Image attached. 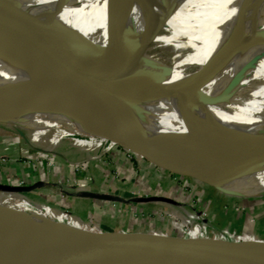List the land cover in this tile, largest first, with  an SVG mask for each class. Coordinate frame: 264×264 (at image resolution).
Returning <instances> with one entry per match:
<instances>
[{
    "label": "water",
    "instance_id": "1",
    "mask_svg": "<svg viewBox=\"0 0 264 264\" xmlns=\"http://www.w3.org/2000/svg\"><path fill=\"white\" fill-rule=\"evenodd\" d=\"M126 1L110 2L113 5L108 11L110 23L121 16ZM143 1H135V6L140 11H146ZM260 9H255L251 17L252 31L255 29V21L262 17ZM170 12L166 11L160 20L154 21L151 9L147 8L146 11L153 27L161 25ZM111 32L110 34L108 30H104L98 43L80 48L84 61L77 65L74 64V58L76 50L79 49L72 50L67 44L60 42L66 34L63 29L35 25L0 27L1 42L12 43L23 51L35 48L42 53L34 63H28L40 78V86L3 98L0 114H27L38 108L66 109L71 112L102 108L117 110L128 102L129 97L144 99L152 94H165L178 100V115L189 137L173 136L172 147H162L138 140L130 134L125 139L123 135L115 134V137L123 138L116 146L163 171L193 179L225 196L241 199L264 198V190L253 191L239 183L264 164V157L254 159L229 131L205 117L201 112V104L197 105L194 112L191 110L188 100L194 95L193 103H190L199 104L197 96L201 95L198 91L200 85L185 82L173 86L162 80L133 82L129 79L130 74L136 68L146 66L148 62L125 52L131 40L127 20H122L118 29ZM249 41L254 43L253 39ZM135 47L136 44L132 49ZM255 65L256 57L244 65L233 80V89ZM219 103L214 98L207 99L208 106ZM23 120L22 124L30 125L27 119ZM42 186L44 182L27 186L0 184V192L24 194ZM79 196L124 202L120 196L99 193H80ZM159 202L173 206L179 204L174 199L157 195L131 199V204ZM59 225L40 226L19 220L0 204L1 239L37 242L35 253L54 247L83 256L73 261L48 264H264V242L236 244L215 239L190 240L143 232L90 233ZM18 253L22 254V251L3 257L0 264H14L30 258L29 255L20 256ZM30 254L35 255L32 252Z\"/></svg>",
    "mask_w": 264,
    "mask_h": 264
},
{
    "label": "bare ground",
    "instance_id": "2",
    "mask_svg": "<svg viewBox=\"0 0 264 264\" xmlns=\"http://www.w3.org/2000/svg\"><path fill=\"white\" fill-rule=\"evenodd\" d=\"M111 1L0 0V27L35 25L63 29L66 34L60 42L67 44L72 50L79 49L74 58V64L79 65L84 61L80 48L95 45L104 30L111 34V31L118 29L122 20H127L131 40L125 52L148 62L146 66L136 68L130 74V80L136 83L162 80L173 86L185 82L200 85L198 91L201 95L197 96L199 104H192L194 95L188 100L191 110L194 112L197 105L201 104V112L205 117L229 131L232 137L228 118L264 126V0H144L146 6L143 7L146 11L147 8L151 9L154 21L160 20L166 11H171L166 20L155 27L149 20V13L140 11L135 6L136 0H127L122 7L121 16L110 23L108 11L113 6ZM258 8L262 17L255 21V29L252 31L251 17ZM250 39H253V44ZM134 44L136 47L132 49ZM40 55L41 51L35 48L23 51L12 43L0 41V68L15 69L0 74V81L40 85V78L28 66L29 62L34 63ZM254 57L256 65L246 72L233 89L236 74ZM23 92L25 90L0 87V104L3 98ZM145 98L129 97L128 102L117 109L121 116L108 122L84 120L73 124L51 123L47 119L54 113L74 114L90 109L71 112L66 109L38 108L27 114H0V123H18L19 127H25L22 122L27 119L29 127L33 129L30 139L43 140L61 147L66 139H71L73 146L83 151H96L104 145V150L115 147L129 134L141 141L150 139L138 135L153 124L159 130V133L152 131L153 138L159 141L146 142L148 144L172 147L173 136L189 137L178 115V100L159 93ZM212 98L220 103L208 106L207 99ZM35 116H41V119L34 118ZM64 125L67 127L62 128ZM115 134L124 137L118 138ZM263 157L264 153L254 159ZM239 183L253 191L264 190V164ZM27 203L31 204L30 201ZM19 251L30 258L14 264L76 260H42L39 258V250L37 253L34 250L23 251L10 242L0 244V260Z\"/></svg>",
    "mask_w": 264,
    "mask_h": 264
},
{
    "label": "rangeland",
    "instance_id": "3",
    "mask_svg": "<svg viewBox=\"0 0 264 264\" xmlns=\"http://www.w3.org/2000/svg\"><path fill=\"white\" fill-rule=\"evenodd\" d=\"M13 70L15 69L0 68V74ZM38 86L40 85L0 81V87L9 90L22 89L27 91ZM120 116L121 114L116 110L102 108L74 114L54 113L47 120L51 123L73 124L84 120L108 122ZM34 118L41 119V116H35ZM227 120L232 135L240 130V127L258 126L234 121L230 118ZM66 127V125L62 126V128ZM31 130L33 129L29 125L19 127L17 124L6 125L0 123V132H2L0 133V165L14 161L17 164L22 163L24 169L28 167L31 175H35V177L36 173L41 170L49 183L56 184L48 185L46 189L51 190L49 195L58 200V205L62 202L66 206L70 194L76 196L73 208L85 223L91 221L108 232L122 230L123 227H127L128 230L134 231H147L150 228V230L168 233L171 228L175 232V225L180 221L176 220L175 214H183L185 210L187 213L192 210L191 207L196 210L206 208L209 222L214 226L230 228L232 232L239 235H243L245 231H248L252 240L247 242H264V198H232L211 187L200 186L201 183L193 179L183 178L179 180L172 174L164 172L144 160L140 161L138 159L140 157L133 156L118 146L113 147L107 154L103 152L104 145L96 151H91L90 156L89 153L84 155V152L77 149L75 145L73 146L71 139H66L62 147L56 144L52 145L43 140L30 139ZM152 131L159 133L155 124L143 131L138 137L147 136L152 139L151 142L156 143L159 139L153 138ZM259 136L257 133L254 134L255 138ZM113 152H119L120 155L117 154V158H115ZM36 157H38L37 160ZM31 163L33 168H31ZM119 165L125 166L124 169H121ZM14 172L19 182L27 180V176L23 175L24 172L19 168ZM78 186H81V188ZM58 187L62 188L59 189ZM161 191L167 197L178 200L183 206L171 208L154 203L145 206L131 204V199L135 196L157 195ZM94 192L120 196L124 202L96 200L92 197L79 196L80 193L91 194ZM10 198L21 207L23 206L19 210L20 217H29L34 220L33 224L40 226H60L53 219L56 218L54 216L58 217L60 214H28L24 211V207L29 204L27 203L29 200L21 196ZM11 206L4 204V208L12 209ZM210 233L213 234V232ZM174 236L177 237V233ZM0 241L2 242L0 244L9 242L1 238ZM225 242L240 244L233 240Z\"/></svg>",
    "mask_w": 264,
    "mask_h": 264
},
{
    "label": "crops",
    "instance_id": "4",
    "mask_svg": "<svg viewBox=\"0 0 264 264\" xmlns=\"http://www.w3.org/2000/svg\"><path fill=\"white\" fill-rule=\"evenodd\" d=\"M256 133L259 134L260 136L255 138L254 134H256ZM233 137L236 139V141L239 143V145H241L248 153H250L252 155L253 158H256L257 156H260L264 153V126L258 125L256 127L255 126L254 127H240V130H238L233 135ZM151 140L152 139H147V140H143V141L151 143ZM112 148L104 150L103 151L104 154H107L109 151H111ZM80 151L84 152L83 154L89 153V156H90V153H92L91 151H83V150H80ZM113 153L115 155L114 156L115 158H117L116 157L117 154L120 155L119 152L118 153L113 152ZM122 155H123V152H122ZM35 159L37 160L38 157H36ZM138 159L140 161H142L141 158H138ZM30 160H32V159H30ZM38 164H40V163H38ZM23 165H22V163L17 164L16 161L2 163L0 165V184L19 186L22 182H19L17 180L18 177L14 172V171L18 170V168H19L22 172H24L23 175L27 176V180L24 181L23 183H25L26 185H34L37 182H44V186L36 189L39 192L36 190L28 192V193H24V194H12V193H1L0 192V204L2 206H4L3 204L12 205L11 207L13 208V210L16 211V213H14L16 215V218H18L19 220L33 224L34 220L30 219L29 217H26V216L20 217L19 210H21L23 208V206L21 207V205L17 204L16 202H14V200L12 198L9 197L10 195L9 196H7V195L11 194V195L21 196V197H24L25 199L29 200L31 203V205L30 204L25 205L24 211L26 213H28V214L39 213L41 215H46L47 213L52 214V215L60 214L58 217L54 216L56 218H53L56 220L57 223L65 225L71 229L81 231L82 229L79 228L78 223L82 224V222L80 220L82 218H80L78 216V214L74 211V208H73L74 207V201L76 200V198H75L76 196H74L73 194H70L71 196L68 197L69 199H67L68 203H66V206H64L63 204H65V203H62V202L58 205V200L53 199L54 197L53 196L51 197L49 195L51 190L49 191L48 189H46V188H48V185H56V184L49 183L47 177L43 175L41 170L38 172L36 171L37 172L36 177H35V175H31L29 168L27 167L24 169ZM121 165H119V166H121ZM124 167L125 166H121L120 168L124 169ZM31 168H33V164L31 165ZM164 172H166V171H164ZM200 186H206V185L201 184ZM61 188H59V189H61ZM94 193L104 194L102 192L101 193L100 192H94ZM159 193L160 194H157V196H166L165 193L162 191ZM64 202H66V201H64ZM68 204H70L71 206H69ZM147 204H152V203H144L142 205L145 206ZM154 204L169 206L171 208L176 207V206H173V205H170L167 203H161V202L154 203ZM6 209H8V208H6ZM59 217H61V218H59ZM87 219H89V218H87ZM184 219L186 222H188V221L194 222L196 220L195 218L191 217L190 215H185ZM87 224L89 226L97 227L99 229V231L96 233L106 232L103 230V228L98 227L96 224H94L91 221L87 222ZM201 226H202V224L194 227L195 228V236L188 237L186 239L201 240L202 238H199V230H200ZM215 227H217V226H215ZM217 228L221 229L222 231H225V232H229V233L232 232V230L230 228H219V227H217ZM148 229L149 230H147V231H137V230L134 231V230H128L127 227H125V228L123 227L122 230H116V231H111V232H131V233L132 232L133 233L143 232V233H156V234L169 235V236H173V233L175 234V232H173L172 228L169 230L168 233L167 232L165 233L163 231H154L152 229L150 230V228H148ZM249 234H250V232H248V231H245V233H243L244 236H247ZM8 241L23 251L35 250V243H37V242H34L32 240H25V239L24 240H8ZM31 245H33V246H31ZM40 253H41V255L39 256V258L42 260H51V259L70 260V259H74V258H76V259L77 258H83L82 255L74 253L70 250H64V249H59V248H54V247H48L47 250L40 251Z\"/></svg>",
    "mask_w": 264,
    "mask_h": 264
},
{
    "label": "built area",
    "instance_id": "5",
    "mask_svg": "<svg viewBox=\"0 0 264 264\" xmlns=\"http://www.w3.org/2000/svg\"><path fill=\"white\" fill-rule=\"evenodd\" d=\"M128 153H130V152H128ZM130 154H132V153H130ZM133 156H135V155H133ZM130 161H132V160H130ZM173 176H175L179 180L183 179L177 175H173ZM20 186H27V185L22 182L20 184ZM81 186H78V187L81 188ZM83 187H84V185H83ZM149 196H152V195H149ZM149 196L138 195V196H135L134 198L149 197ZM169 198H171V197H169ZM171 199H173V198H171ZM175 201L178 202V200H175ZM178 203H179L178 207L183 206V204H181L180 202H178ZM135 205H137V204H135ZM191 208H192V210L187 212V213L185 210L184 211L185 213H183V214H175L176 220H180L175 225V234L174 235H176V233H177V235H178L177 237L188 238V237L195 236L194 226L192 224H189L188 222H186L184 219V217H185L184 214H186V215H190L191 217L195 218L196 220L201 221L202 226L199 230V238L215 239V240L223 241V242L233 240L237 243H244V242L252 240V237L249 235H247V236L239 235L236 232L229 233V232L222 231L221 229H218L217 227H215L213 224H211L209 222V219H208L209 216H208V213L206 211V208H201V209H197V210L194 207H191ZM81 222H82V224L78 223V226L82 230L90 232V233H96L99 231V229L97 227L89 226L87 223H85L82 220H81ZM210 232H213V234H211Z\"/></svg>",
    "mask_w": 264,
    "mask_h": 264
},
{
    "label": "trees",
    "instance_id": "6",
    "mask_svg": "<svg viewBox=\"0 0 264 264\" xmlns=\"http://www.w3.org/2000/svg\"><path fill=\"white\" fill-rule=\"evenodd\" d=\"M4 205V204H3ZM7 211L16 218V215L14 213H16L15 210L12 209H7ZM18 219V218H17ZM189 224H192L194 227L201 225V221L199 220H195L194 222L188 221Z\"/></svg>",
    "mask_w": 264,
    "mask_h": 264
}]
</instances>
